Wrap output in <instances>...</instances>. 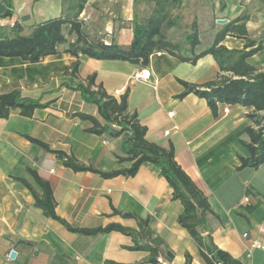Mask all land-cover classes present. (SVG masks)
<instances>
[{
    "label": "crops",
    "instance_id": "1",
    "mask_svg": "<svg viewBox=\"0 0 264 264\" xmlns=\"http://www.w3.org/2000/svg\"><path fill=\"white\" fill-rule=\"evenodd\" d=\"M68 1L10 0L13 14L1 18L0 26L10 27L14 20L31 26L62 16ZM201 3L202 16L197 20L200 46L195 53L209 46L222 26L242 13L248 15V36L264 42V0ZM151 8V0H86L78 19L90 39L127 46L134 14L143 18ZM5 10L0 0V17ZM164 35L182 46L179 54L190 56L183 47L182 30L166 28ZM74 39V34H66V42L57 47V53L37 63L0 56V92L16 88L23 96L50 98L47 92L57 85V76L74 60L65 51ZM220 43L240 49L244 39L227 35ZM79 60L78 80L85 81L95 73V83L108 94L119 97L127 91V110L145 126V138L165 148L173 147L177 164L208 200L206 223L214 243L242 264H264V248L253 245L254 241L264 245V162L255 168H238L239 157L248 154L241 142L248 140L245 128L252 121L246 114L251 108L224 106L214 117L205 99L193 92L180 96L184 91L181 81L203 85L217 77L219 67L214 58L206 54L190 63L165 50H155L146 65L152 72L147 81L134 78L144 67L140 63L85 55ZM247 61L257 70H264V49ZM76 111L96 115L95 107L84 103L78 92L62 89L53 104L35 110L31 117L14 112L0 118V264H153L146 261L147 252L126 249L132 244L130 236L117 231L81 235L46 217L34 205L28 188L17 179H25L41 192L27 167L50 182L57 215L72 225L97 227L116 222L136 228L133 218H124L113 210L134 213L148 218L154 235L162 238L172 252L171 262L162 264H184L186 252L191 264H206L187 230L177 221L181 203L172 200L170 186L152 164L143 163L131 177L105 179L63 166L55 153L25 137L31 136L79 163L104 171L129 167V161L117 159L124 156L121 137L86 131L91 123L73 117ZM170 111L173 116L168 115ZM11 250L16 251L12 259L8 257Z\"/></svg>",
    "mask_w": 264,
    "mask_h": 264
},
{
    "label": "trees",
    "instance_id": "2",
    "mask_svg": "<svg viewBox=\"0 0 264 264\" xmlns=\"http://www.w3.org/2000/svg\"><path fill=\"white\" fill-rule=\"evenodd\" d=\"M151 1L152 8L147 15L137 18L134 14L132 37L127 46L117 44L115 41L106 43L101 39H90L87 36L78 19L86 0H69L62 16L49 18L31 26H26L19 20H14L10 27L0 26V56L18 57L29 63H37L45 56L57 53V47L66 42V34L75 35L74 41L65 49L74 60L67 70L57 76V85L47 92L51 97L44 99L43 96L36 98L23 96L16 88L0 92V118H7L14 112L31 117L35 110L53 104L59 98L62 89L78 92L84 103L95 107L96 115L76 111L72 116L90 122L91 126L86 130L90 133L106 134L112 138L121 137V150L124 156H118L117 159L129 161L131 163L129 167L104 171L79 163L65 152L52 149L31 136L25 135V137L39 144L45 151L55 153L63 166L73 171H89L105 179L118 175L131 177L137 173L143 163L152 164L170 186L172 200L181 203L182 210L177 221L187 230L205 263L242 264L240 259L233 257L214 243L211 230L206 223V214L210 212L206 196L177 164L171 145L165 148L145 138V126L138 122L134 112L130 113L127 110V91L119 97L108 94L101 84L95 83V73L88 75L85 81L77 78L80 55L94 59L125 60L146 66L150 54L155 50H165L190 63H195L198 58L210 54L219 67L217 77L203 85L181 81L184 91L180 96L193 92L205 99L214 117L218 116L219 108L224 106L250 107L251 110L246 115L251 119L252 124L245 128L248 140L241 142L248 154L239 157L238 168H255L264 162V70H257L247 61L248 57L264 49V42L248 36L246 30L248 15L242 13L223 25L215 34L212 43L197 53L195 49L200 46V40L197 21L193 18L184 38L183 47L190 52V56H186L179 54L182 49L179 43L169 41L164 35L166 28L182 27L179 11L184 6L183 0ZM3 2L6 10L0 19L11 17L13 14L10 0ZM227 35L244 39L243 47L230 49L221 44L220 42ZM27 169L41 192L38 193L25 179H17L28 188L34 205L40 208L46 217L57 221L68 231L81 235L94 236L110 231L120 232L130 236L132 240V244L126 249L147 252V262L153 264H162V261L171 262L172 252L166 248L162 238L154 235L148 218L114 209L115 214L124 218H133L136 228L116 222L97 227L74 226L57 215L50 182L40 177L35 170L29 167ZM240 215L247 219L245 215ZM23 243L34 244L30 241ZM184 264H191V256L188 252L185 253Z\"/></svg>",
    "mask_w": 264,
    "mask_h": 264
},
{
    "label": "rangeland",
    "instance_id": "3",
    "mask_svg": "<svg viewBox=\"0 0 264 264\" xmlns=\"http://www.w3.org/2000/svg\"><path fill=\"white\" fill-rule=\"evenodd\" d=\"M203 0H197V1H191L187 0L184 3V6L180 9L179 14L181 15L182 18V27L177 29L182 30L183 34L188 33V26L190 22L192 21L193 18L196 19V21L202 16L200 12V7H202V2Z\"/></svg>",
    "mask_w": 264,
    "mask_h": 264
},
{
    "label": "built area",
    "instance_id": "4",
    "mask_svg": "<svg viewBox=\"0 0 264 264\" xmlns=\"http://www.w3.org/2000/svg\"><path fill=\"white\" fill-rule=\"evenodd\" d=\"M13 25V22L10 23V26ZM151 70L150 68L144 66L143 68H141L136 74H134V78L135 79H138V80H143V81H147L150 79L151 77ZM174 112L173 111H170L168 112V115L169 116H173ZM52 171V170H51ZM244 201H248V198L247 197H244ZM253 245L255 246H258V247H263L264 248V245H262L260 242L258 241H254Z\"/></svg>",
    "mask_w": 264,
    "mask_h": 264
},
{
    "label": "water",
    "instance_id": "5",
    "mask_svg": "<svg viewBox=\"0 0 264 264\" xmlns=\"http://www.w3.org/2000/svg\"><path fill=\"white\" fill-rule=\"evenodd\" d=\"M217 21L220 22V23H225L226 19H218ZM15 255H16V251L15 250H11L9 252V254H8V257L12 259V258L15 257Z\"/></svg>",
    "mask_w": 264,
    "mask_h": 264
}]
</instances>
